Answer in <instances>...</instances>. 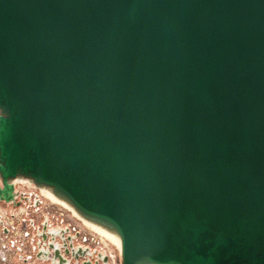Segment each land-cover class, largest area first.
<instances>
[{
  "label": "water",
  "instance_id": "obj_1",
  "mask_svg": "<svg viewBox=\"0 0 264 264\" xmlns=\"http://www.w3.org/2000/svg\"><path fill=\"white\" fill-rule=\"evenodd\" d=\"M19 176L121 264H264V0H0V204ZM47 219L26 260L111 264Z\"/></svg>",
  "mask_w": 264,
  "mask_h": 264
},
{
  "label": "bare ground",
  "instance_id": "obj_2",
  "mask_svg": "<svg viewBox=\"0 0 264 264\" xmlns=\"http://www.w3.org/2000/svg\"><path fill=\"white\" fill-rule=\"evenodd\" d=\"M15 182H18L23 186H34L38 189L47 199L54 203H58L67 210H69L73 216L79 219L82 223L88 224L92 230L96 231L110 247H115L119 252L122 249V237L121 234L111 225L98 220L96 218L86 215L82 210L64 193L56 190L50 185L37 183L32 178L26 176H19ZM17 188V186H16ZM161 264V263H152Z\"/></svg>",
  "mask_w": 264,
  "mask_h": 264
},
{
  "label": "crops",
  "instance_id": "obj_3",
  "mask_svg": "<svg viewBox=\"0 0 264 264\" xmlns=\"http://www.w3.org/2000/svg\"><path fill=\"white\" fill-rule=\"evenodd\" d=\"M0 213L3 214V218L12 228L11 233L6 236L7 240H4V243L6 244L5 252L9 259L8 264H46L37 260H26L30 248L26 245L24 246V242L27 239V236H25L26 231H29V233L32 232L30 227V217H32L31 210L25 205L22 208L5 207L3 205L0 206ZM36 218L38 219V216H36ZM26 219L27 222H25ZM21 237H23V240ZM15 240L22 241L21 245L23 246V250L21 252H18L17 248L12 246L11 242L14 244Z\"/></svg>",
  "mask_w": 264,
  "mask_h": 264
},
{
  "label": "flooded vegetation",
  "instance_id": "obj_4",
  "mask_svg": "<svg viewBox=\"0 0 264 264\" xmlns=\"http://www.w3.org/2000/svg\"><path fill=\"white\" fill-rule=\"evenodd\" d=\"M21 187H23V188H21V190L20 189H17V190H20V192H24L25 193V198H24V200H23V204L25 205V206H27L28 207V209L29 210H31L32 208H34V209H36V211H38L39 212V210L40 209H42L41 207L44 205V202H46V201H48V202H46L45 204L46 205H49L50 207H52V208H58V207H61V208H63L62 210H67L66 208H64L63 206H61L60 204H58V203H54V202H52L51 200H49V199H47L46 197H45V199H46V201H45V199L43 200V197H42V193L39 191V190H28L27 191V188L29 187V186H22V185H20ZM24 205H21L20 207H15V208H22ZM0 206H3V204H0ZM5 206V205H4ZM6 207V206H5ZM7 207H12V206H7ZM72 216H73V214L69 211V210H67ZM46 218H48L47 220L49 221V223L50 224H52V225H56V226H61V228H64V229H67V230H69L74 236H76L77 237V242H81V244H84V245H86V243H84V242H82V240H80L81 239V237H82V230L81 229H79L78 227H77V225H73V224H68V223H64V219L62 218L61 220L63 221V223L62 224H60V223H55V222H53L52 221V216L51 215H49V214H43L42 215V218H41V220L40 221H37V218H36V215H32V217H30V219H31V221H30V223L32 222V221H34V222H43L44 220H46ZM3 220L5 221V225H7L9 228H10V230L12 231V228L7 224V222H6V220L3 218ZM79 220V219H78ZM80 221V220H79ZM25 222H27V219L25 220ZM24 222V223H25ZM3 226H4V224L3 225H1L0 224V230H2V232H3V235H4V240H7V238H6V236H7V234L4 232V230H3ZM11 231L9 232V234L11 233ZM29 233V231H26V234H25V236H27V234ZM30 233H32V232H30ZM102 237V236H101ZM80 238V239H79ZM21 242L22 241H20V240H15L14 241V244H13V242H11L12 243V246L13 247H15V248H17L18 247V245L19 244H21ZM10 243V244H11ZM107 244V243H106ZM108 245V244H107ZM87 246H89L88 244H87ZM109 246V245H108ZM113 247V246H112ZM110 248V247H109ZM93 250L95 249L96 250V252H98V251H100V249H98V248H92ZM17 251L19 252V250H18V248H17ZM103 251V250H102ZM21 252V251H20ZM107 253V252H106ZM113 254V253H112ZM113 256H114V263H115V257H116V254H113ZM109 257H110V255H109ZM110 263L112 264V261H111V258H110Z\"/></svg>",
  "mask_w": 264,
  "mask_h": 264
},
{
  "label": "rangeland",
  "instance_id": "obj_5",
  "mask_svg": "<svg viewBox=\"0 0 264 264\" xmlns=\"http://www.w3.org/2000/svg\"><path fill=\"white\" fill-rule=\"evenodd\" d=\"M21 185L23 186V184H21ZM21 188H23V187H21L20 184H18L17 189H21ZM33 189L38 190L37 188L35 189L34 186H29L27 188V191L33 190ZM42 197L44 200L45 196L42 195ZM45 201H46V199H45ZM46 202H48V201H46ZM46 202H44V205L41 207L42 209H40L39 212L36 211V209H34V208L31 209L32 215L38 216L37 221L41 220L42 217H40V216H42L43 214H49L52 216V221L57 223V224L58 223L62 224L63 221L61 219L63 218L65 220L64 223L73 224L74 226L77 225V227L82 230V234L87 233V232H93L90 228H87V226L84 223L79 221L75 216H72L67 210H62L63 208H61V207L52 208L49 205H46L45 204ZM21 205H24V204L22 203ZM18 207H20V206H18ZM61 212H63V214ZM8 225L11 226L10 224H8ZM93 233L95 234L97 239H100V236L98 234H96L95 232H93ZM22 238L23 237H21V239ZM80 240H82V239H80ZM79 243H81V242L79 241ZM94 245L97 246L100 250H102L101 248H104L103 244L101 242H98V241H96ZM104 246L106 247L105 248L107 250L106 252L110 255L112 264H121L120 252L118 250H116L115 247H110L107 244H105ZM103 251H105V250H103ZM112 253L116 254L115 263H114V256ZM3 254H4L3 257H5V253H3ZM0 257H2L1 253H0ZM0 261H1L0 264H4L3 259H0Z\"/></svg>",
  "mask_w": 264,
  "mask_h": 264
},
{
  "label": "built area",
  "instance_id": "obj_6",
  "mask_svg": "<svg viewBox=\"0 0 264 264\" xmlns=\"http://www.w3.org/2000/svg\"><path fill=\"white\" fill-rule=\"evenodd\" d=\"M63 214V212H61ZM92 230V229H91ZM93 232H95L94 230H92ZM93 232H87V233H84L81 237L82 239V242L86 243V245L88 244L91 249L92 248H98L97 246H95V242L98 241V242H101L103 244V247L104 248H101L102 250H105V252L107 251L105 248V240L101 237V235H99L97 232H95L96 234H98L100 236V239H97V237L95 236V234ZM5 248H6V244L4 243V235H3V232L2 230H0V253L2 254V257H0V259H3L4 260V264H8V256L5 252ZM99 249V248H98ZM5 253V257L3 253Z\"/></svg>",
  "mask_w": 264,
  "mask_h": 264
}]
</instances>
